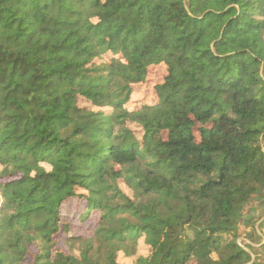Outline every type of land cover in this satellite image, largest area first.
<instances>
[{"label": "trees", "instance_id": "obj_1", "mask_svg": "<svg viewBox=\"0 0 264 264\" xmlns=\"http://www.w3.org/2000/svg\"><path fill=\"white\" fill-rule=\"evenodd\" d=\"M261 254L264 0H0V264Z\"/></svg>", "mask_w": 264, "mask_h": 264}, {"label": "rangeland", "instance_id": "obj_2", "mask_svg": "<svg viewBox=\"0 0 264 264\" xmlns=\"http://www.w3.org/2000/svg\"><path fill=\"white\" fill-rule=\"evenodd\" d=\"M259 212H260V210H259ZM81 229H83V228H81ZM79 232H83V230H80ZM238 243H240L242 246H244L245 244L251 243V242H249L248 239H246V237L243 236V237H240L238 239ZM138 251H139V253H141V252L146 253V251H144L143 249H139ZM259 259H260L259 262H262L264 260V254H261L260 257H259ZM121 263L122 264H131V260L130 259L121 260Z\"/></svg>", "mask_w": 264, "mask_h": 264}]
</instances>
